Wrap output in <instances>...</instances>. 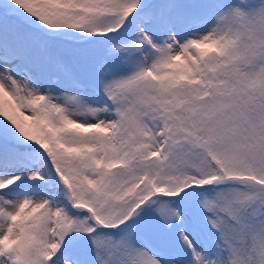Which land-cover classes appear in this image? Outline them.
I'll use <instances>...</instances> for the list:
<instances>
[{
  "label": "snow or ice",
  "instance_id": "6c2138e0",
  "mask_svg": "<svg viewBox=\"0 0 264 264\" xmlns=\"http://www.w3.org/2000/svg\"><path fill=\"white\" fill-rule=\"evenodd\" d=\"M0 264H264V0H0Z\"/></svg>",
  "mask_w": 264,
  "mask_h": 264
}]
</instances>
